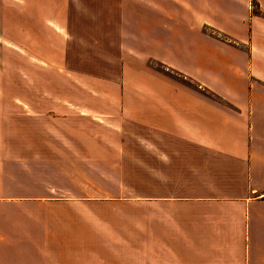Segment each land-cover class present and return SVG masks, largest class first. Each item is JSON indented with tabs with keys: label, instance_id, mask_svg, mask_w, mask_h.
<instances>
[{
	"label": "crops",
	"instance_id": "0c3cea01",
	"mask_svg": "<svg viewBox=\"0 0 264 264\" xmlns=\"http://www.w3.org/2000/svg\"><path fill=\"white\" fill-rule=\"evenodd\" d=\"M0 264H264V0H0Z\"/></svg>",
	"mask_w": 264,
	"mask_h": 264
},
{
	"label": "rangeland",
	"instance_id": "374dc122",
	"mask_svg": "<svg viewBox=\"0 0 264 264\" xmlns=\"http://www.w3.org/2000/svg\"><path fill=\"white\" fill-rule=\"evenodd\" d=\"M10 38L12 40L16 39L18 42L27 41L32 45V48L26 51L27 54H24V50L22 53L20 52V55H10V57H15L17 59L22 57L44 58V29H16V33L10 35ZM55 83L52 81L49 84H53L55 88ZM38 85H40V83H38Z\"/></svg>",
	"mask_w": 264,
	"mask_h": 264
}]
</instances>
